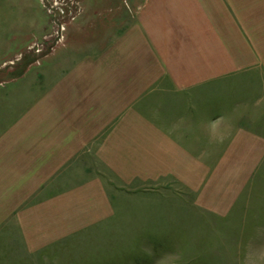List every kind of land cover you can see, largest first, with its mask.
<instances>
[{"label": "rangeland", "instance_id": "rangeland-1", "mask_svg": "<svg viewBox=\"0 0 264 264\" xmlns=\"http://www.w3.org/2000/svg\"><path fill=\"white\" fill-rule=\"evenodd\" d=\"M0 264H264V0H0Z\"/></svg>", "mask_w": 264, "mask_h": 264}]
</instances>
